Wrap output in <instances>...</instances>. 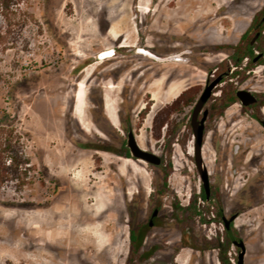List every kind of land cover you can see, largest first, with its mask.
Here are the masks:
<instances>
[{
	"label": "rangeland",
	"instance_id": "obj_1",
	"mask_svg": "<svg viewBox=\"0 0 264 264\" xmlns=\"http://www.w3.org/2000/svg\"><path fill=\"white\" fill-rule=\"evenodd\" d=\"M263 9L264 0H0V123L22 135L34 165L28 185L0 192V264H222L223 249L237 264L222 221L233 214L244 264H264V63L218 84L200 114L219 212L204 223L176 208L204 190L188 128L195 103ZM231 86L259 106L217 112ZM130 128L160 165L122 154ZM132 230L144 232L135 255Z\"/></svg>",
	"mask_w": 264,
	"mask_h": 264
},
{
	"label": "trees",
	"instance_id": "obj_2",
	"mask_svg": "<svg viewBox=\"0 0 264 264\" xmlns=\"http://www.w3.org/2000/svg\"><path fill=\"white\" fill-rule=\"evenodd\" d=\"M4 8V7H3ZM7 8V7H6ZM8 9V8H7ZM264 9L258 13L250 27L242 34L237 44L231 46L233 49L232 54L221 60L215 67V74L223 75V81H228L235 75L240 74L245 76L248 71L254 69L258 63H264V56L257 61H254L256 56L255 50H260L264 54ZM260 32L261 36L255 43H252L253 36ZM263 37V38H261ZM244 60H247L244 63ZM232 84V83H231ZM184 95L182 92L177 99ZM195 101V96L189 97L185 104L189 105ZM236 88L234 86L225 87L221 99L220 105L217 107V112L224 111L228 106L237 102ZM244 110L250 107H243ZM10 125V124H9ZM188 128L191 130V124H188ZM22 135L16 130L15 127H6L0 123V192L6 186L15 185L16 187L23 188L31 181L30 172L33 170L34 165L31 158L27 155L24 149V141ZM123 155L130 157V153L126 147H124ZM169 172H166L165 178L167 180ZM165 184H167L165 182ZM212 196H217L216 199H207L205 192L200 195H196L192 198L190 205L186 208L176 203L177 209H188L191 211V215L198 216L202 222L207 223L211 220L210 215L212 213L219 212L221 206L220 197L217 192H214ZM211 196V197H212ZM201 200V201H199ZM236 233V231H235ZM144 232H141V236L135 230L131 231L130 238L132 242V253L135 255L143 242ZM229 241V238L226 236ZM220 261L222 264H231L228 257V250L223 249L220 252Z\"/></svg>",
	"mask_w": 264,
	"mask_h": 264
},
{
	"label": "water",
	"instance_id": "obj_3",
	"mask_svg": "<svg viewBox=\"0 0 264 264\" xmlns=\"http://www.w3.org/2000/svg\"><path fill=\"white\" fill-rule=\"evenodd\" d=\"M260 36V32L256 33V35L252 39V43ZM115 53V49H109L101 52L99 54L100 58H105L108 56H112ZM263 56V53H257L254 61L259 60V58ZM158 60H166V58H160V57H154ZM174 58H178L177 55H172L170 57H167L169 60H174ZM188 58H186V61ZM223 75H218L213 80L210 81V83L205 87L204 91L202 92L201 96L195 103V106L193 108L192 114H191V128L193 131V135L195 137V160L196 164L200 173V177L203 184V189L205 192V195L207 199L211 196V182L209 178V172L208 168L204 162L203 156H202V147L204 144V135H205V122L208 116V110L205 109L203 111L202 116L200 117V114L204 108V105L206 104L207 100L211 97L213 93V89L222 82ZM236 95L238 98V101L243 106H250L258 102V96L251 90L248 89H237ZM87 98H85V101ZM119 116V115H118ZM260 122L264 125V120L260 119ZM126 148L128 149L131 157H134L136 159H140L143 161H146L150 164L154 165H160L162 163V157L155 152H152L150 150H147L143 148L137 141L136 135L134 134L132 128L128 130L127 139L125 143ZM158 208H156L152 214V218L149 221V225H153V216H156L158 214ZM220 211L223 212V209L220 208ZM236 214L231 215L230 217H226L225 215L222 216V221L224 223V226L226 228L228 237L231 239V241L236 244L239 247L238 250V258H237V264H244V258L246 254V245L244 241L240 238L235 236L232 222L236 218Z\"/></svg>",
	"mask_w": 264,
	"mask_h": 264
},
{
	"label": "bare ground",
	"instance_id": "obj_4",
	"mask_svg": "<svg viewBox=\"0 0 264 264\" xmlns=\"http://www.w3.org/2000/svg\"><path fill=\"white\" fill-rule=\"evenodd\" d=\"M139 54L141 55H146V56H149V57H159L157 56L156 54H154L152 51L146 49V48H142L140 47L139 51H138ZM174 55H177L178 58H174L175 61H186V57L182 54H174ZM172 55H169L168 57H170ZM160 58H163V57H160ZM166 60H169L166 58Z\"/></svg>",
	"mask_w": 264,
	"mask_h": 264
},
{
	"label": "flooded vegetation",
	"instance_id": "obj_5",
	"mask_svg": "<svg viewBox=\"0 0 264 264\" xmlns=\"http://www.w3.org/2000/svg\"><path fill=\"white\" fill-rule=\"evenodd\" d=\"M258 53H260V52H258ZM261 53H263V52H261ZM263 56H264V54H263ZM263 56H261L260 58H262ZM260 58H259V59H260ZM257 106H259V98H258V102H257V103H255V104H253V105H250V106H244V107H250V108H251V107H257ZM255 117H256V119L259 121V123L262 124V123L260 122V119L264 120V118H263L259 113H256V114H255ZM262 125H263V124H262ZM263 126H264V125H263ZM213 192H214V189L211 190V196H212ZM211 196H210L209 200H210V199H214L213 196H212V197H211ZM156 216H157V215H156ZM156 216H153V221H154V218H155Z\"/></svg>",
	"mask_w": 264,
	"mask_h": 264
},
{
	"label": "crops",
	"instance_id": "obj_6",
	"mask_svg": "<svg viewBox=\"0 0 264 264\" xmlns=\"http://www.w3.org/2000/svg\"><path fill=\"white\" fill-rule=\"evenodd\" d=\"M116 115H117L118 121H120V117L118 116L119 114L117 112H116Z\"/></svg>",
	"mask_w": 264,
	"mask_h": 264
}]
</instances>
